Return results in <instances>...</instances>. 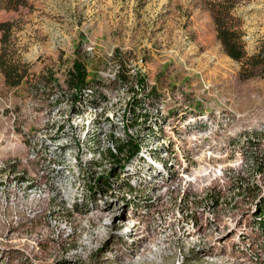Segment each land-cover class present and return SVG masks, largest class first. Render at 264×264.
<instances>
[{"label": "rangeland", "instance_id": "obj_1", "mask_svg": "<svg viewBox=\"0 0 264 264\" xmlns=\"http://www.w3.org/2000/svg\"><path fill=\"white\" fill-rule=\"evenodd\" d=\"M211 1L0 0L27 68L0 70V264H264V74L241 76ZM232 15L264 47V0Z\"/></svg>", "mask_w": 264, "mask_h": 264}, {"label": "trees", "instance_id": "obj_2", "mask_svg": "<svg viewBox=\"0 0 264 264\" xmlns=\"http://www.w3.org/2000/svg\"><path fill=\"white\" fill-rule=\"evenodd\" d=\"M23 4V3H20ZM236 4V0H212L209 3V9L212 13L213 22L216 30V37L221 42L224 52L234 60L243 61L242 72L243 77H252L264 74V47L250 56L246 55L241 40V32L235 22V17L232 15V9ZM0 70L4 76L5 83L8 86H17L21 84L26 74L27 68L20 65L18 62L10 61L7 52V43L11 31V24L8 21H0ZM90 81L86 79L85 71L81 68L70 70L68 72V87L75 92V99H79L83 92L90 91L88 87ZM142 88L145 84L141 85ZM89 94H87L88 96ZM141 101L134 99V103L138 104ZM97 103L89 105L95 106ZM136 106H132L133 113ZM117 152L109 150V153L116 157L117 155L128 151V155L136 156L139 151L138 145L132 142V138L127 136L117 144ZM102 178V177H101ZM105 185L111 187V183L104 182ZM258 212H264V208L258 207Z\"/></svg>", "mask_w": 264, "mask_h": 264}]
</instances>
